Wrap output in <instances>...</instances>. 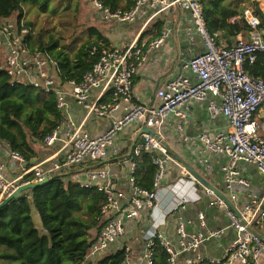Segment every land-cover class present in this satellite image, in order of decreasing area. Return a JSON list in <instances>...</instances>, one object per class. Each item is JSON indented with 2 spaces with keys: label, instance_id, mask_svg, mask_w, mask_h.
<instances>
[{
  "label": "built area",
  "instance_id": "1",
  "mask_svg": "<svg viewBox=\"0 0 264 264\" xmlns=\"http://www.w3.org/2000/svg\"><path fill=\"white\" fill-rule=\"evenodd\" d=\"M242 11L240 18L249 26L248 38L239 37L234 44H219L207 29L204 6L201 0H136L130 8L112 10L102 1L93 0V5L101 18L107 21L134 22L144 7L156 12L171 5L187 4L191 9L192 28L188 30L191 41L201 38L204 50L193 56L186 63V72H181L156 91L158 104L139 102L134 94V76L138 68L147 59V47L159 48L165 41L161 35L150 43L139 40L124 43L121 46L99 47L94 45L91 54L97 56L93 68L87 71L80 82L62 81L57 63L46 49H32L28 43L31 32L24 19L13 16H0V69L7 72L12 83L20 82L33 85L45 92H53L57 107L61 111L60 125L49 133L44 143L52 146L61 142L66 150L60 161H52L49 168L41 164L29 166L25 157L13 151L8 145V155L21 164L17 178H8L5 165L0 162V196L2 199L13 194L19 186L41 181L47 174H59L66 168L82 164L87 160L100 161L107 158L115 138L130 124H146L162 137V128L171 116H178L187 122L190 116L191 100L208 102L212 117L222 115L228 127L214 134L203 133L200 139L205 146L216 152L224 153L229 158L223 167L226 186L229 189L237 182L249 187L250 182L240 176L238 163L255 164L264 173V123L256 119V112L264 107V80L249 73L247 63H253L260 53H264V30L257 15L254 3L264 4V0H251ZM54 68L57 73H54ZM188 72V73H187ZM192 74L193 77L190 76ZM68 97H73L86 111L87 115L112 116L110 126L97 135H92L77 124L69 111ZM216 98L220 99L218 102ZM123 111L116 117L115 112ZM182 127V125H180ZM144 142L137 146L133 155L142 151L151 153L152 162L157 170L154 188L145 189L137 185L136 162L129 161V181L131 197L123 207L113 186V174L105 167H95L88 172V181L84 185L96 186L104 192L106 202L102 207V228L92 244L83 264H94L112 243L125 232L124 217L138 219L143 212L152 210L158 196V190L166 174L169 163H177L176 158L151 133L142 132ZM207 166L210 164L205 160ZM184 173H190L182 167ZM32 174V179L26 176ZM61 174V173H60ZM215 202L225 210L229 218V227L235 230V238L225 247L220 256L209 257L199 252L200 247L212 238L221 237L225 228L207 227L204 211L198 212L201 229L189 235L185 223L179 219L177 233L180 248L163 236L152 233L140 260L130 256V247H126L124 264H154L156 239L169 253L168 264H260L259 258L264 253V240L253 233L249 227L257 229L264 224V196H257L252 190L247 192V199L241 209H232L214 190L208 188ZM235 193L230 199L236 200ZM230 200V201H231ZM232 202V201H231ZM181 252H192L184 261L179 260Z\"/></svg>",
  "mask_w": 264,
  "mask_h": 264
},
{
  "label": "crops",
  "instance_id": "2",
  "mask_svg": "<svg viewBox=\"0 0 264 264\" xmlns=\"http://www.w3.org/2000/svg\"><path fill=\"white\" fill-rule=\"evenodd\" d=\"M89 4L90 9H85L84 12L85 26L80 31L82 36L63 46V48L59 45L60 49L66 50L71 56L87 41L98 40L97 35L92 33V28H95L99 34L107 39L109 44L100 43L106 46H121L134 40L148 44L160 35L166 34L165 41L159 48L150 50V47H147L148 59L138 68L134 76V94L139 102L158 104L157 89L165 86L179 73L186 72L185 66L188 60L204 50L200 37L196 36L195 40L191 41L188 36V30L192 28V15L187 4L171 5L160 12L144 7L134 22L104 20L98 11L92 8L93 0ZM251 4V0H226L225 5L240 10V13L231 17L229 21L240 20L244 8ZM26 5L33 4L28 3ZM259 8L264 12L263 3H259ZM26 23L28 24V22ZM239 37H244L243 33L232 36L224 35L223 31L218 32L219 41L225 45L234 44ZM30 42L32 43V40ZM2 58L3 54L0 55V60H3ZM55 62L57 63L56 60ZM53 71L57 73L55 68ZM190 76L193 77L192 74ZM67 99L69 111L74 121L81 124L88 133L97 135L103 133L110 126L112 116L87 115L85 109L73 97ZM215 99L220 102L219 98L215 97ZM189 108L188 121L184 122L178 116H171L162 128V137L192 168L229 199L231 194L235 193L236 200H230L236 209L243 207L249 190H252L259 197L264 196V173L253 163L243 161L238 163L240 176L249 180V187L239 182L235 183L232 189L226 186L223 167L229 163L228 156L208 149L200 139V135L203 133L214 134L219 130L226 129L228 127L227 120L222 115L212 117L207 101L191 100ZM122 113L123 111H117L114 116L119 117ZM255 116L258 122L263 124L264 107H261ZM128 127L115 138L107 158L100 161L87 160L82 164L61 170L60 173L65 175L67 180L85 183L88 181L90 169L95 167L108 168L113 174V186L120 204L123 207L127 206L131 197L129 161L134 156L135 148L144 142L141 133L143 124L135 122ZM261 133L264 135V130ZM33 145L37 156L32 158V165L41 164L42 167L49 168L52 161H60L66 155L65 147L61 142L52 146H48L44 142H35ZM8 151V144L0 141V162L5 165L6 176L10 179L17 178L21 164L12 159L8 155ZM176 160L177 163L172 162L167 166L154 208L143 212V215L138 219L125 216L124 234L103 251L99 258L119 249L130 247L131 258L134 261L140 260L144 254L148 238L154 232L162 233L179 249V235L177 233L179 219L185 223L189 235L195 234L201 229L198 220V212L201 210L205 213L208 228H225L221 237L212 238L200 247L199 252L202 255L220 256L225 247L234 240L235 230L229 227V218L225 210L215 202V197L209 194L208 188L196 179L190 171V173L182 171V167L186 166L179 159L176 158ZM205 160L210 164L209 167ZM0 199H2L1 196ZM34 220L37 228L44 232L40 217L36 212L34 213ZM256 231L264 237V224L258 227ZM92 234L94 237H98L100 230L93 229ZM195 255L192 252H181L179 260L184 261L185 258ZM259 262L264 264V253L260 256Z\"/></svg>",
  "mask_w": 264,
  "mask_h": 264
},
{
  "label": "trees",
  "instance_id": "3",
  "mask_svg": "<svg viewBox=\"0 0 264 264\" xmlns=\"http://www.w3.org/2000/svg\"><path fill=\"white\" fill-rule=\"evenodd\" d=\"M100 1L112 10L130 8L136 2ZM225 1L201 0L207 29L219 44H222L218 39L219 31L232 36L243 33L248 38L249 26L244 19L229 21L240 10L225 5ZM28 3L47 11L51 0H0V16L7 18L17 11L19 19H22L24 6ZM254 5L264 30V12L257 2ZM27 26L31 28L29 23ZM91 31L98 40L87 41L73 56L60 49L57 40L48 47L40 48L46 49L57 61L62 81L80 82L97 61V56L91 54L93 46L105 47L101 42L109 44L95 28ZM27 40L29 43L30 34ZM246 68L249 73L264 80V53H260L253 63H247ZM61 121L62 114L57 107L55 93L45 92L30 84L12 83L7 72L0 69V141L23 155L29 166L32 165V158L37 156L33 144L43 143ZM132 159L137 164V185L152 190L157 167L152 162L151 153L142 151ZM32 176L28 174L26 178L32 179ZM105 202L104 192L96 186L67 180L62 174H56L43 185L25 190L0 209V264H83L97 239L92 230L102 228V207ZM35 212L40 217L44 232L36 226ZM168 258L169 253L156 239L154 264H168ZM125 259L124 248L102 256L96 263L124 264Z\"/></svg>",
  "mask_w": 264,
  "mask_h": 264
},
{
  "label": "rangeland",
  "instance_id": "4",
  "mask_svg": "<svg viewBox=\"0 0 264 264\" xmlns=\"http://www.w3.org/2000/svg\"><path fill=\"white\" fill-rule=\"evenodd\" d=\"M89 3L91 0H51L47 11H43L38 5H26L24 21L30 24L32 40L29 45L40 49L57 40L63 48L74 42L82 36L80 31L85 26L84 12L85 9H90ZM92 8L96 10L94 5ZM13 19H19V12H14Z\"/></svg>",
  "mask_w": 264,
  "mask_h": 264
},
{
  "label": "water",
  "instance_id": "5",
  "mask_svg": "<svg viewBox=\"0 0 264 264\" xmlns=\"http://www.w3.org/2000/svg\"><path fill=\"white\" fill-rule=\"evenodd\" d=\"M142 132H149L151 133L152 135H154L167 149L168 151L173 155L175 156L177 159H179L187 168L188 170L191 172V174H193V176L198 179L202 184H204V186H206L207 188H210L212 190H214L222 199H224L226 201V203L232 208V209H235V206L234 204L230 201V199L224 194L222 193L221 191H219L213 184H211L206 178H204L202 175H200L194 168H192L188 162H186L171 146L170 144L163 138L161 137L160 135L157 134V132L151 128H148L146 126V124H143V130L141 131ZM56 174L54 173H51V174H47L45 176V178L41 181H37V182H30V183H27V184H24V185H21L18 187V189L13 193L11 194L10 196L4 198V199H0V209L2 207H4L6 204H8L12 199L18 197L22 192H24L25 190H28V189H31V188H34V187H37L39 185H43L47 182L50 181L51 178H53ZM237 214L239 216L240 213L237 211ZM249 229L255 233L256 235H258L262 240H264V237L262 235H260L255 229H253L252 227H249ZM94 264H97L96 262Z\"/></svg>",
  "mask_w": 264,
  "mask_h": 264
}]
</instances>
